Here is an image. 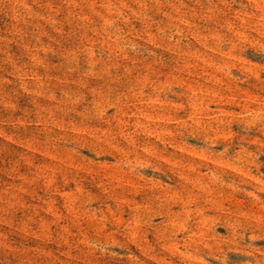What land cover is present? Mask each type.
I'll return each instance as SVG.
<instances>
[{"label": "rangeland", "instance_id": "1", "mask_svg": "<svg viewBox=\"0 0 264 264\" xmlns=\"http://www.w3.org/2000/svg\"><path fill=\"white\" fill-rule=\"evenodd\" d=\"M0 264H264V0H0Z\"/></svg>", "mask_w": 264, "mask_h": 264}]
</instances>
